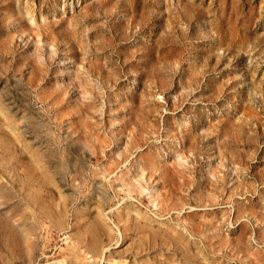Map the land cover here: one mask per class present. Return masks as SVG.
Returning <instances> with one entry per match:
<instances>
[{
  "label": "rangeland",
  "instance_id": "374dc122",
  "mask_svg": "<svg viewBox=\"0 0 264 264\" xmlns=\"http://www.w3.org/2000/svg\"><path fill=\"white\" fill-rule=\"evenodd\" d=\"M0 264H264V0H0Z\"/></svg>",
  "mask_w": 264,
  "mask_h": 264
}]
</instances>
